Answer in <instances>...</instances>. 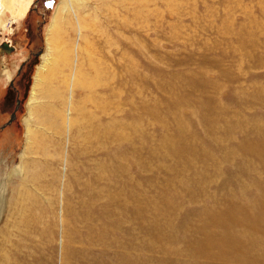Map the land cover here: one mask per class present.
Returning <instances> with one entry per match:
<instances>
[{"label":"rangeland","instance_id":"1","mask_svg":"<svg viewBox=\"0 0 264 264\" xmlns=\"http://www.w3.org/2000/svg\"><path fill=\"white\" fill-rule=\"evenodd\" d=\"M19 1L16 4L17 14H12L11 9L3 11L0 5V15L4 12L1 16L0 44L4 40L20 44L10 56L0 52L2 90L5 91L10 81L2 74L4 64L8 65L14 77L26 61L34 57L37 60L29 74V83L15 118L11 119L10 112L0 108V227L7 221V212L3 214L8 202L6 189H10L8 195L11 188L15 189L13 204L19 206L20 189L17 185L31 191L36 187L35 194H42L36 200L44 206L51 204L54 210L51 213L56 214V220L61 223L64 219L62 207L66 204L63 192L71 187L68 190L72 191L69 204L80 214H91L94 207L98 209L93 214H98L105 206L110 212L117 213L109 215V222L113 225L112 231L122 240H126L129 231L137 226L135 219L140 217L136 214L135 218L132 212L140 209L136 206H142L137 241L142 245L143 258L152 259L151 262H143L201 264L199 259L189 258L188 251L195 248L194 239H201L202 232L222 229V225H215L214 222L228 208L222 186L226 184L222 182L230 176L238 179L239 183L227 188L235 192L233 198L240 203L264 198V159L255 152H252L255 155L246 157V151L253 146H257L260 152L261 146L255 145L256 140L264 141V0H171L172 14L167 11L164 0H140L136 8L140 10L137 36L133 43V39L128 38L132 34L126 32L127 40L122 43L126 60L122 59L126 62L124 69L117 66L121 53L115 45L109 48V63L114 66L109 75L112 78L115 71L117 79L125 78L127 81L121 86L119 97L109 94L111 116L108 120L116 126L126 125L122 134L125 140L122 138L120 142L119 153L116 152L119 143L112 135L107 138L92 137L88 149L84 147L83 136L78 147H74L76 134L71 133L59 141L57 157L48 160L26 154L28 127L37 130L42 126L37 118L34 121L35 115L29 116V103L42 62L41 55L47 49L45 39L54 17L58 15L62 18L59 23L67 30L66 24L77 8L75 6L70 11L62 5L59 14L54 15L62 0ZM32 7H38L34 20L39 38L38 42L29 44L21 23ZM102 19L101 14L93 21ZM127 21H133L131 12H127ZM132 70L136 71L135 82L130 81ZM110 85L109 93L114 90L113 80ZM221 105L229 107L228 119L231 117L232 122L239 123L240 127H234L232 137L226 136L223 133L229 128L223 123L226 119L223 116L218 123L220 130L212 139L208 136L207 124L202 123L203 117L197 114V110L214 106L219 116ZM117 117L122 121H115ZM180 128L187 129L188 133L192 130L199 132L201 136L198 140L189 137L187 142L195 144V150L199 151H195L196 154L212 151L214 161L206 166L203 156H196L198 161L189 166L174 157L168 145L170 141L171 145L179 139ZM210 143L215 150L213 147L209 149ZM71 145L77 149L72 159ZM76 165L77 177L72 181L67 178L71 171H62V168ZM89 166L92 167L91 172ZM121 167L126 170H117ZM57 174L61 180L53 179ZM38 175L39 178L34 179ZM97 177L101 184L97 182ZM89 190L93 192L91 198L87 195ZM100 190L105 192H98ZM203 190H208L211 198H217L216 209L209 212L202 210V206L207 207L205 204L212 207V199L207 202L201 198L190 199L192 193ZM164 196L172 197L178 205L182 204L183 210L178 212L181 214L176 219L179 224L182 216L186 215L188 224L178 234L182 239L187 237L185 242L172 240L164 243L166 237L160 239L161 233L159 227H155V220L164 223L169 215L155 213L154 209L165 206ZM122 204L123 207H119ZM81 206L85 208L81 209ZM95 221L97 230L106 225L104 218H96ZM248 223L242 227L252 229L261 241L264 240V228L250 221ZM84 226L86 228L88 224ZM155 237L160 240L152 246L149 242ZM115 245L113 241L102 240L94 247H106L110 252ZM253 247L262 249L264 255L261 245Z\"/></svg>","mask_w":264,"mask_h":264},{"label":"bare ground","instance_id":"2","mask_svg":"<svg viewBox=\"0 0 264 264\" xmlns=\"http://www.w3.org/2000/svg\"><path fill=\"white\" fill-rule=\"evenodd\" d=\"M164 1L167 11L172 14L174 12H171L174 10L170 4L172 1ZM19 2V0H0V5L3 7V11L11 9L12 14H17L16 4ZM139 3H141L140 0H62L54 15L59 14L62 5H66L70 11L75 6L77 9L66 24L67 30H64L59 23L62 18L58 15L55 17L53 15L54 23L51 29H48L45 39L47 49L41 56L42 62L35 76L29 103V116L35 115L34 121L37 118L42 126L37 130L28 127L26 154L37 155L45 160L54 159L59 153L57 150L59 141L67 138L71 133L76 134L74 147H78L82 136L85 142L84 147L89 149L92 137L107 138L112 135L119 143L116 152L120 150L122 145L120 142L123 138L122 134L126 131V125L116 126L115 123L108 120V116H111L108 108L110 105L109 94L119 97L121 86L127 81L125 78L117 79L115 71H113L112 78L109 75V71L114 68L109 63V48L115 45L116 50L122 55L121 60L125 58L122 43L126 42L124 41L126 32L132 34L128 38H132L134 43L136 33L139 31L137 20L140 17V10L136 9ZM63 8L65 9V7ZM149 9L147 10L150 13ZM3 11L0 15V27H3L1 23V21L3 22L1 17L4 15ZM127 12H131L133 15L132 23L127 21ZM24 13L20 16L23 17ZM101 14L102 21H93ZM121 60L117 62V66L124 69L126 62ZM129 74H131L130 81L135 82L136 71L132 70ZM111 80L114 82V90L109 93ZM222 106H219L221 107L219 116L215 113L217 108L214 106L197 110V114L203 117L202 123L207 124L210 134L208 136L212 139H214L213 135H216V132L220 130L218 123L220 119L222 121L223 116L226 117L223 123L229 128L223 133L226 136L232 137L234 127H240L239 123L232 122L231 117L228 119L229 107ZM178 117L181 118L180 115ZM115 121H122V119L117 117ZM180 130L182 133L177 136L179 139L175 140L177 144L170 145V141V146L168 145L170 153L174 157L189 166L198 161L195 160L196 156H203L202 160L206 166L214 161L212 151L196 154L195 144L187 142L189 137L198 140L201 136L199 132L192 130L188 133L185 128H180ZM91 134L93 135L90 137ZM210 145L209 149L213 147L215 150L213 144L210 143ZM255 145L261 146L260 152H258L257 146H253L246 151V157L251 154L255 155L252 153L255 152L264 159V141L256 140ZM76 152L77 149L71 145V159L73 155H76ZM60 153L63 156V153ZM91 168L89 166L90 172ZM66 170L71 171V175H68L67 178L75 181L77 165L69 169L63 166L62 171ZM117 170L125 171L126 168L121 167ZM35 178H39V175ZM58 178L61 180L59 174L53 177L54 180ZM96 179L100 183V178ZM222 183L226 184H222V186L225 199L228 201V208L214 221L215 225H222V229L202 232L201 239L195 237V248L188 251L189 258L199 259L201 264H264L262 249L258 250L253 247L257 244L264 248V240L261 241L252 229L242 227L244 223L250 221L264 228V198L254 202L240 203L233 198L235 192L227 188L239 183L238 179L230 176ZM91 185L92 183L88 185L89 188ZM17 186L20 189L18 193L19 206L13 204L16 196L15 189L11 188L10 195L7 194L9 188L5 190L8 202L3 208V214L7 212V221L0 227V264H148L143 260L151 262V258H143L142 245L139 244L140 242L138 243L137 239L139 238L136 235V231L141 225L142 206H136L140 209H135L136 212L135 210L132 212L135 218L136 214L138 218L140 217L135 219L137 226L129 231L126 240H122L118 234L112 231L113 225L109 222V215L111 213L117 215V213L110 212L108 206L103 207V211L98 214H93L98 209L97 207L93 208L95 210L91 214H80L72 204H69V197L72 196V191H68L71 188L69 187L65 189L66 192H63L66 204L62 207L64 219L60 223L55 218L56 214L51 213V211L54 212L51 204L48 203L49 205L44 206L42 202L36 200L42 197V194H35L36 187L34 191H31L25 187ZM98 192H105V190ZM207 192L208 190H203L200 193L194 192L190 195V199L194 201L201 198L203 202L212 199L214 202L211 201L212 207L208 204L205 205L209 208L202 206V210L209 212L216 209L218 204L215 205L217 198H211L212 194ZM87 195L90 198L93 197L92 190L87 191ZM164 199L165 206L154 209L155 213L169 215V219L164 223L159 222L158 219H154L157 222L153 220L157 224L155 227H159L160 239L166 237L164 243L172 240L185 242L187 237L182 239L181 234H178L179 230L188 224L186 215L182 216V221L179 224L176 219L181 214L178 212L183 210L182 204L180 202L178 205L170 196L169 198L164 196ZM119 207H123V204ZM80 208L84 209L85 206ZM13 218H15L14 221ZM96 218L106 220V225L102 229L97 230ZM85 224H88L86 228ZM83 228L85 229L83 230ZM102 240L113 241L116 245L110 248V252L106 247L101 249L94 247ZM158 241L155 237L149 243L153 246ZM260 242L263 245L259 244ZM178 252L180 251L178 250ZM161 264L167 263L161 262Z\"/></svg>","mask_w":264,"mask_h":264},{"label":"flooded vegetation","instance_id":"3","mask_svg":"<svg viewBox=\"0 0 264 264\" xmlns=\"http://www.w3.org/2000/svg\"><path fill=\"white\" fill-rule=\"evenodd\" d=\"M37 8H29L24 15V18L22 20L23 22L21 23L23 26L24 35L29 44L38 42L39 38V34L36 31L37 26L35 25L34 20V15H36ZM19 46L20 44H15L14 41L4 40L0 44V52L10 56V54L16 51ZM36 60L37 58L34 57L32 60L26 61L18 68L17 76L14 75V77L12 72L8 70V65L5 64L3 67L4 71L2 74L4 77H6V79H9L10 81L8 86L5 88V91L0 87V108L9 111L11 114V119L15 118V115L21 106L23 99L22 96H24L26 87L29 83V74L32 71V67Z\"/></svg>","mask_w":264,"mask_h":264}]
</instances>
